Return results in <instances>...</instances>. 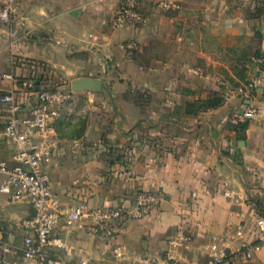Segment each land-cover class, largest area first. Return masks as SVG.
I'll return each mask as SVG.
<instances>
[{
  "label": "crops",
  "instance_id": "crops-1",
  "mask_svg": "<svg viewBox=\"0 0 264 264\" xmlns=\"http://www.w3.org/2000/svg\"><path fill=\"white\" fill-rule=\"evenodd\" d=\"M122 1L16 0L10 21L0 22V92L37 74L52 88L81 76L103 80L102 92L83 103L101 118H87L83 128L63 117L55 123L45 169L61 205L128 207L137 192L162 195L150 214L122 221L113 235H89L61 215L53 235L72 251L52 246L47 253L112 264V246L124 243L211 264L217 240L231 253L251 249V260L232 264H264V83L250 99L259 120L242 129L228 121L241 101L222 98L226 85L252 76L255 52L264 56V14L247 16L260 0H139L147 23L115 28ZM4 126L0 104V161L14 165ZM32 215L29 204L0 194V222L11 233ZM177 232L188 240L173 247Z\"/></svg>",
  "mask_w": 264,
  "mask_h": 264
},
{
  "label": "built area",
  "instance_id": "built-area-1",
  "mask_svg": "<svg viewBox=\"0 0 264 264\" xmlns=\"http://www.w3.org/2000/svg\"><path fill=\"white\" fill-rule=\"evenodd\" d=\"M15 1L0 0V22L10 21ZM160 5L164 9L174 7L168 2H161ZM146 23L139 0H123L112 19L115 28ZM137 46L135 41L128 43L130 50ZM249 69L252 76L237 84L226 85L222 94L224 100L237 98L241 101L228 118L235 127L259 120V110L244 102L250 101L264 83V56L253 55ZM4 78L14 79L12 73L4 74ZM34 79L25 81L21 87L15 85L0 92V104L5 110L4 136L15 150L16 161L14 165L0 161V194L10 203L25 202L33 209L32 217L21 224L20 236L11 233L0 222V264H90L86 258L65 260L47 253L52 246L72 251L70 246L53 235L61 215L65 214L67 226H75L89 235H113L122 221L150 214L161 202L162 195L151 191L137 192L128 207L92 208L82 203L63 207L52 191L45 168L56 145L55 123L64 117L65 105L74 92L57 91L49 85H40V89L35 91ZM27 89H31L36 98L33 104L27 98L30 94L25 91ZM224 194L232 196L230 192ZM263 224V220L258 221L259 228H263ZM187 240L184 232H177L169 242L175 247ZM209 253L211 264H232L252 259L250 248H240L231 253L217 240L210 243ZM110 254L112 264H192L171 254L160 258L132 251L124 243L113 245Z\"/></svg>",
  "mask_w": 264,
  "mask_h": 264
},
{
  "label": "rangeland",
  "instance_id": "rangeland-1",
  "mask_svg": "<svg viewBox=\"0 0 264 264\" xmlns=\"http://www.w3.org/2000/svg\"><path fill=\"white\" fill-rule=\"evenodd\" d=\"M57 91H61V92H65L68 93L69 90H71L70 86H66L64 87H56L55 88ZM85 92H89V91H85ZM102 92L98 91V92H89V93H81L80 95H78V92H74L72 97L69 98V100L67 101L65 108H64V117L63 120L65 122L68 123H74L75 126H80V128L85 127V125H82L83 122L86 123V119H91L92 121L96 122L99 118H101L102 114L100 112V110L97 109H89V110H85L84 108L86 107L84 103L85 96H89V94H93L94 93H99ZM88 94V95H87ZM80 97V99H84V100H80L78 102V98ZM79 103H81V106H79ZM86 117V118H85ZM68 125V124H67ZM62 126V125H61ZM72 125L69 124L68 127H71ZM63 127V126H62ZM67 127V126H66ZM73 127V126H72ZM17 236H20L19 233H17Z\"/></svg>",
  "mask_w": 264,
  "mask_h": 264
},
{
  "label": "water",
  "instance_id": "water-1",
  "mask_svg": "<svg viewBox=\"0 0 264 264\" xmlns=\"http://www.w3.org/2000/svg\"><path fill=\"white\" fill-rule=\"evenodd\" d=\"M42 75L37 74L35 77V91L40 89V80ZM71 90L73 92L89 91V92H98L104 89L103 80L94 79L87 76H81L73 79L70 83ZM249 104L250 101L245 102Z\"/></svg>",
  "mask_w": 264,
  "mask_h": 264
},
{
  "label": "trees",
  "instance_id": "trees-1",
  "mask_svg": "<svg viewBox=\"0 0 264 264\" xmlns=\"http://www.w3.org/2000/svg\"><path fill=\"white\" fill-rule=\"evenodd\" d=\"M262 14H264V0H260L258 2L256 1V3L254 4V7L251 10L248 9V11H247V16L249 18H257V17L261 16ZM255 54L256 55H259L258 51H256ZM53 89H55V88H53ZM25 91L28 92V93H30L28 95L29 102L31 104L35 103L36 102V98H35V96L33 94H31V91L32 90L31 89H27ZM221 100L223 101V99H221ZM245 125L246 124H241L238 127H235L233 125H231V126L233 127L234 130H238L240 128L242 129Z\"/></svg>",
  "mask_w": 264,
  "mask_h": 264
}]
</instances>
